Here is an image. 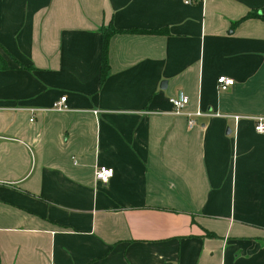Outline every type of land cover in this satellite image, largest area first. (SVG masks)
<instances>
[{"label": "crops", "instance_id": "crops-1", "mask_svg": "<svg viewBox=\"0 0 264 264\" xmlns=\"http://www.w3.org/2000/svg\"><path fill=\"white\" fill-rule=\"evenodd\" d=\"M183 1L0 0V264H264V0Z\"/></svg>", "mask_w": 264, "mask_h": 264}, {"label": "built area", "instance_id": "built-area-1", "mask_svg": "<svg viewBox=\"0 0 264 264\" xmlns=\"http://www.w3.org/2000/svg\"><path fill=\"white\" fill-rule=\"evenodd\" d=\"M192 1L195 0H184L183 4H190V2ZM215 83L217 89L220 91L227 89L233 84L231 79L224 76L217 77L215 79ZM167 102L170 105L171 110L174 114H183L186 117V125L188 129L194 126V117H199L202 115L199 111H195L193 113H182L184 107L187 105V98L180 93L176 97L168 98ZM50 110L54 112L66 111L67 106L65 104V97H60L57 101L53 102L50 106ZM233 119L236 122L239 117L233 116ZM252 129L254 133L264 136V118H254ZM111 176L112 170L104 166L96 167L93 173L94 180L103 184L106 183L109 178H111Z\"/></svg>", "mask_w": 264, "mask_h": 264}, {"label": "trees", "instance_id": "trees-1", "mask_svg": "<svg viewBox=\"0 0 264 264\" xmlns=\"http://www.w3.org/2000/svg\"><path fill=\"white\" fill-rule=\"evenodd\" d=\"M117 30L111 29V28H102L100 29V57H99V81L102 82L105 78L106 72H107V60H106V51H107V43L109 37L117 33ZM130 33L138 32L134 30L128 31ZM140 32V31H139ZM148 33H154V32H148ZM6 69V65L0 56V70Z\"/></svg>", "mask_w": 264, "mask_h": 264}]
</instances>
